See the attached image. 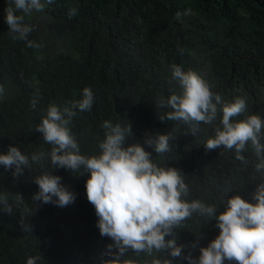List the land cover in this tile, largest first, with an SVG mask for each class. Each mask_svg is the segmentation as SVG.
I'll return each mask as SVG.
<instances>
[{
    "label": "trees",
    "instance_id": "trees-1",
    "mask_svg": "<svg viewBox=\"0 0 264 264\" xmlns=\"http://www.w3.org/2000/svg\"><path fill=\"white\" fill-rule=\"evenodd\" d=\"M9 2L0 0V85L7 93L0 100V154L9 146L29 156L50 151L35 125L50 103L63 106L90 87L95 97L91 111L77 110L70 125L82 155L99 154L103 121L130 124L132 135L124 145L139 143L157 165L180 170L189 188L184 199L216 204L217 215L225 210L222 200L234 195L254 203L252 194L264 181V171H256L250 142L241 153L243 161L234 150L206 151L204 142L214 134L213 126L201 123L193 134L183 121L162 123L158 113L172 110L156 105L159 97L182 91L171 80L170 66L176 64L207 80L225 101L245 96L247 111L236 119L252 114L264 118V0H54L43 12L25 15L24 22L35 25L28 39L42 43L39 49L9 35ZM70 8L78 9L71 19ZM34 92L42 97L36 110L30 106ZM157 133L172 136L164 155L144 144ZM42 163L43 168L33 164L19 177H13L14 168L6 171L0 165V193H8L10 203L17 193L23 197V203L13 205V215L0 212V264H26L37 256L36 264H101L111 259L118 250L109 247L113 241L96 226L98 217L85 190L89 174L54 169L47 158ZM42 171L60 176L75 201L63 208L34 201V177ZM20 223H30L32 231H23ZM215 225V220L193 214L174 230L175 237H166L183 246L182 255H155L172 264H190L187 257L198 259L200 248L219 234ZM123 259L143 264L152 257L128 251Z\"/></svg>",
    "mask_w": 264,
    "mask_h": 264
},
{
    "label": "clouds",
    "instance_id": "clouds-1",
    "mask_svg": "<svg viewBox=\"0 0 264 264\" xmlns=\"http://www.w3.org/2000/svg\"><path fill=\"white\" fill-rule=\"evenodd\" d=\"M54 0H10L5 8V20L9 35L13 40L25 41L29 48L39 49L42 43L28 39L35 30V25L25 23V15L43 12L46 5ZM77 8H70L71 19L77 14ZM23 13V14H18ZM185 15L190 14V9ZM181 13H176L179 19ZM171 80L176 81L181 93H172L167 98L157 99L158 108L172 111L158 113L159 120L183 121L195 134L201 123L213 126V135L209 136L204 147L206 151L223 148L235 151L236 158L243 161L241 155L251 144L258 163L256 171H264V118L259 115H247L236 119L247 111V98L236 96L225 101L221 95L211 90V84L193 70H183L172 64ZM171 82V81H170ZM6 89L0 85V100L6 98ZM42 97L34 92L30 106L33 110ZM95 101L90 87L82 89L81 98L66 102L63 106L50 103L46 115L35 125L34 130L42 134L43 141L51 145L47 153L43 150L30 156L23 154L17 146H9L6 154H0V165L12 170L13 177L23 175L25 168L32 170L33 164L43 168L47 158L56 168L71 170L73 173L89 174L85 182L86 196L94 207L98 217L97 228L100 235L113 241L109 247L118 251L112 258L102 260L101 264H139L137 260L123 259L128 251L139 256L144 253L151 260L143 264H172L171 260L156 256L165 253L175 258L182 255V247L177 246L176 229L190 219L193 214L215 220L219 234L207 247L200 248L198 259L187 257L190 264H264V181L257 183L252 194L254 203L239 195L222 200L225 210L217 215L216 204H206L201 199H184L189 193L183 173L173 167L159 166L152 160V153L139 144L124 145L127 136L132 135L130 124L103 121L104 138L98 142L99 154L82 155L80 146L72 133L70 125L77 110L90 112ZM217 120L219 123L217 124ZM170 134L157 133L148 136L144 144L152 148L157 155L170 151ZM61 177L47 171L34 177L38 191L33 194L34 201L66 207L76 197L61 183ZM55 198V199H54ZM23 203V197L17 193L12 203L8 193H0V212L13 215V205ZM23 211L28 212L27 207ZM23 231H32L30 223H20ZM40 257H29L26 264H36Z\"/></svg>",
    "mask_w": 264,
    "mask_h": 264
}]
</instances>
